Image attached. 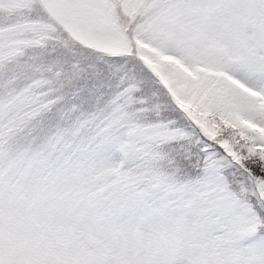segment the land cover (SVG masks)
I'll list each match as a JSON object with an SVG mask.
<instances>
[{
  "label": "snow or ice",
  "instance_id": "6c2138e0",
  "mask_svg": "<svg viewBox=\"0 0 264 264\" xmlns=\"http://www.w3.org/2000/svg\"><path fill=\"white\" fill-rule=\"evenodd\" d=\"M0 264H264V0H0Z\"/></svg>",
  "mask_w": 264,
  "mask_h": 264
}]
</instances>
